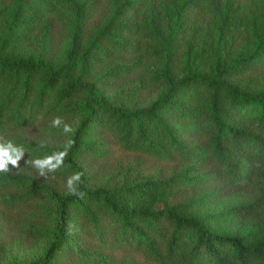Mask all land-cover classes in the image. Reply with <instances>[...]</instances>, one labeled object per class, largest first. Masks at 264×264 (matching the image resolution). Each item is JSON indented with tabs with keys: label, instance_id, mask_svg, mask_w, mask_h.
I'll return each instance as SVG.
<instances>
[{
	"label": "trees",
	"instance_id": "obj_1",
	"mask_svg": "<svg viewBox=\"0 0 264 264\" xmlns=\"http://www.w3.org/2000/svg\"><path fill=\"white\" fill-rule=\"evenodd\" d=\"M17 1L13 17L0 33V134L8 138L56 116H82L65 166L51 175L65 179L74 171L83 172L81 191L86 193L80 199L20 176H0V192L7 194L1 202L7 210L15 211L38 196L56 204L54 241L42 258L27 264H54L70 239V207L83 214L100 238L106 232L103 220L108 219L115 229L113 244L142 255L149 264H264V89L249 91L243 81L235 80L264 66V13L256 16L259 27L252 33L248 49L232 51L231 45L219 37L211 52L202 50L194 57L187 54L180 66L183 15L200 8L204 0H178L179 4L173 5L168 33L151 18L140 26L134 15L158 0H119L111 17L93 32L81 57V69L88 70L114 52L141 51L143 57L136 62L145 58L153 65L150 84L164 85L166 90L147 106L127 108L112 102L95 83L75 78L71 62L64 66L63 73L41 58L8 57L16 31L44 17L25 0ZM49 1L56 10L72 12L68 30L74 35L72 44H76L85 34L84 27L98 0ZM220 1L210 0L208 4L217 12ZM224 1L227 7L234 0ZM23 13L30 16L21 21ZM92 128L96 132L105 129L125 151L157 160L189 161L203 156L207 167L199 178L215 181V185L210 192L192 196L178 206L171 204L170 198L175 194L174 186L187 180L181 176L89 186L79 156L100 152L95 140H85L95 136ZM185 134L195 136L197 141L187 142ZM16 144H22L33 159L59 149ZM29 158L26 153L22 160ZM24 184L30 189L9 195ZM247 188L255 193L252 201L215 217L223 221L235 216L250 219L252 230L248 235L233 236L215 229L207 221L210 217L194 213L209 194L230 196ZM185 208L188 213H184ZM98 258L99 264H120L111 263L104 255Z\"/></svg>",
	"mask_w": 264,
	"mask_h": 264
},
{
	"label": "rangeland",
	"instance_id": "obj_2",
	"mask_svg": "<svg viewBox=\"0 0 264 264\" xmlns=\"http://www.w3.org/2000/svg\"><path fill=\"white\" fill-rule=\"evenodd\" d=\"M209 1L204 0L200 8L183 15L184 28L178 53L180 66L183 65L187 54L194 57L202 50L211 52L215 48L213 42L219 37H223L226 43L231 45L232 51L242 52L248 49L252 33L259 27L256 16L264 13V0H234L227 3L229 5L227 7L222 0L217 12L208 4ZM118 2L119 0H98L84 27L85 34L76 41V44H72L74 35L68 30V25L72 22L71 11L54 9L49 0H25L37 14H44L43 20L22 25L14 34L13 44L6 55L17 58L28 56L41 58L49 61L55 68L61 69L63 73L66 71L64 66L71 62L74 65L75 78L85 83H95L115 104L127 108L147 106L165 92L166 86L150 84L153 65L145 58L142 62H136L143 57L141 51L138 54H133V51L114 52L100 59L99 63L92 64L88 70L81 69V57L90 43L93 32L111 17ZM176 2L178 3V0H158L149 3L145 10L134 15L140 26L151 18L162 32L168 33L173 22V5H176ZM17 5V0H0V33L13 17ZM29 16L30 14L23 13L20 20L24 21ZM117 67H122V70L117 72ZM113 70L116 71L111 72ZM235 80L243 81L249 91L264 89V66ZM63 119L75 132L82 116ZM51 121L52 119H49L26 130L12 133L8 139L15 143L37 145L43 143L62 149L66 140L72 139L73 134L65 135L62 126L51 127ZM91 130L95 136H88L85 140H95L100 152L97 154L85 152L79 156L86 169L89 186L108 187L125 182L168 180L174 176H181L187 180L174 186L175 194L170 198L171 204L178 206L189 201L192 196L197 197L210 192L215 185V181L199 178L207 167L203 156L189 161L157 160L141 153L125 151L105 129L99 132H96V128ZM183 138L187 142L197 141L195 136L186 134ZM25 161H20L18 169L9 165L10 172L0 173V176H20L30 183L51 187L61 195H68L64 186L66 178H52L51 174L48 179L40 177L34 168L26 165ZM29 189L24 184L11 190L9 195H17ZM6 196V193L0 192V264H27L42 258L54 241L57 216L55 202L38 196L29 204L9 211L1 202ZM254 197L255 193L248 188L230 196L209 194L207 200L196 208L194 213L210 217L207 221L215 229L224 230L233 236H245L252 230L250 219L235 216L223 221L224 218L215 216L229 208L246 204ZM184 213H188L187 208ZM68 220L70 239L54 259V264H99L98 255H104L111 263L149 264L142 255L113 244L115 229L108 219L103 220V230H106L104 238L99 237L93 225L76 208H69Z\"/></svg>",
	"mask_w": 264,
	"mask_h": 264
},
{
	"label": "clouds",
	"instance_id": "obj_3",
	"mask_svg": "<svg viewBox=\"0 0 264 264\" xmlns=\"http://www.w3.org/2000/svg\"><path fill=\"white\" fill-rule=\"evenodd\" d=\"M65 135L74 134L73 127L66 123L60 116H56L51 121V127L60 128ZM74 146V140L69 138L66 140L62 149L53 151L51 154L40 158L33 159L31 153L22 145L16 144L13 140L6 138L0 134V173L8 174L10 172L9 165L12 168H19L20 161L24 159L25 154H29L30 158L25 161L27 166H31L36 170L38 176L49 178V174H54L65 166V161L69 156L70 149ZM40 147H44L43 143ZM83 175L81 171H74L67 176L64 186L68 195L76 196L83 199L86 193L81 191L83 184ZM52 178H55L54 176Z\"/></svg>",
	"mask_w": 264,
	"mask_h": 264
}]
</instances>
